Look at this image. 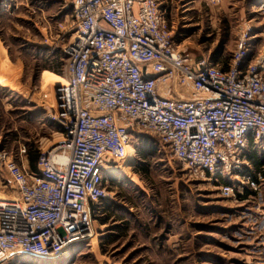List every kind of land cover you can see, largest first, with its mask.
Instances as JSON below:
<instances>
[{
    "label": "built area",
    "instance_id": "obj_1",
    "mask_svg": "<svg viewBox=\"0 0 264 264\" xmlns=\"http://www.w3.org/2000/svg\"><path fill=\"white\" fill-rule=\"evenodd\" d=\"M68 77L56 86L52 118L63 127L55 157L37 173L3 158L15 186L0 203V264L59 256L93 233L110 197L109 168L135 136L156 137L186 168L233 178L264 151V59L244 40L228 65L194 60L174 39L164 0H72ZM252 145V146H250ZM26 153V150H21ZM242 183L256 186L252 175ZM233 197L235 186H220Z\"/></svg>",
    "mask_w": 264,
    "mask_h": 264
},
{
    "label": "rangeland",
    "instance_id": "obj_2",
    "mask_svg": "<svg viewBox=\"0 0 264 264\" xmlns=\"http://www.w3.org/2000/svg\"><path fill=\"white\" fill-rule=\"evenodd\" d=\"M169 1L174 39L194 60L228 65L241 40L251 59H264V0ZM72 10V0H0V199L15 192L4 157L28 166V153L63 142L52 115L56 86L68 77ZM53 54L64 62L61 74L41 68ZM109 171L110 197L98 206L92 235L59 256L7 264H264V164L216 182L140 135ZM246 173L255 187L242 183ZM227 183L233 197L221 194Z\"/></svg>",
    "mask_w": 264,
    "mask_h": 264
},
{
    "label": "trees",
    "instance_id": "obj_3",
    "mask_svg": "<svg viewBox=\"0 0 264 264\" xmlns=\"http://www.w3.org/2000/svg\"><path fill=\"white\" fill-rule=\"evenodd\" d=\"M43 61H44L43 66H41L43 70H49L53 73L61 74V70L64 65V62L59 56L53 54L51 56H47L43 58ZM5 89L6 88H2L0 86L1 91H4ZM39 157H40V154L38 152L27 154L28 164H29L28 166H29L30 172L37 173V164L39 161ZM248 159L251 161V164L255 168H260L261 165L264 164V161H263L264 155L260 158L256 153L253 152L248 156Z\"/></svg>",
    "mask_w": 264,
    "mask_h": 264
},
{
    "label": "bare ground",
    "instance_id": "obj_4",
    "mask_svg": "<svg viewBox=\"0 0 264 264\" xmlns=\"http://www.w3.org/2000/svg\"><path fill=\"white\" fill-rule=\"evenodd\" d=\"M60 148H61V146H50L49 149L46 152L49 153V155L51 156V158L63 162V161H65V158L64 157H58V158L55 157V154L57 153V151ZM3 200H5V199H0V203H2Z\"/></svg>",
    "mask_w": 264,
    "mask_h": 264
},
{
    "label": "crops",
    "instance_id": "obj_5",
    "mask_svg": "<svg viewBox=\"0 0 264 264\" xmlns=\"http://www.w3.org/2000/svg\"><path fill=\"white\" fill-rule=\"evenodd\" d=\"M165 1V3H167V6H168V8H169V6H170V1L168 2V0H164ZM250 146H252V145H250ZM256 153L257 155H259V151L258 150H256L254 147H250V150L247 152V154H246V161H247V164L250 166L251 165V161L248 159V156L251 154V153ZM261 153H264L263 151L261 152Z\"/></svg>",
    "mask_w": 264,
    "mask_h": 264
}]
</instances>
